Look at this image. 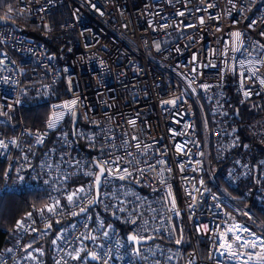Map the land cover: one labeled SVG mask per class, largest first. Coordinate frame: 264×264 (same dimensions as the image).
I'll list each match as a JSON object with an SVG mask.
<instances>
[{"label": "built area", "instance_id": "obj_1", "mask_svg": "<svg viewBox=\"0 0 264 264\" xmlns=\"http://www.w3.org/2000/svg\"><path fill=\"white\" fill-rule=\"evenodd\" d=\"M56 12L63 15L57 25ZM5 16L44 33L74 29L77 48L69 46L68 61L59 64L46 45L0 25V140L8 145L0 148V184L8 191L47 189L48 206L60 202L55 212L34 207L21 220L17 244L0 253V264H47L42 249L25 248L24 241L57 224L53 264H241L219 247L220 234L239 224L264 237L250 223L264 231L263 225L231 195L253 181L245 197L264 212V158L252 163L226 88L240 104L257 101L264 119V0H7L0 2ZM62 82L66 96L59 97L54 91ZM29 92L53 96L42 127L19 114ZM73 99L77 136L95 149L87 161L73 139V116L55 107ZM61 112L57 127L48 128ZM104 161L112 174L106 172L92 206L94 163ZM222 164L224 185L216 178ZM124 168L143 190L129 184L116 198ZM81 187L70 204L67 196ZM137 225L151 241L140 245V255L123 231L132 234ZM250 233L241 235L253 240ZM91 253L100 259L91 263Z\"/></svg>", "mask_w": 264, "mask_h": 264}, {"label": "trees", "instance_id": "obj_2", "mask_svg": "<svg viewBox=\"0 0 264 264\" xmlns=\"http://www.w3.org/2000/svg\"><path fill=\"white\" fill-rule=\"evenodd\" d=\"M13 2L10 1V4ZM2 5H5L4 1H1ZM52 22L58 24L63 20V15L59 12L53 14ZM14 23L21 29V34L27 37H32L37 43L44 44L48 47L51 54L54 55L59 64H63L69 59L67 48L70 45L76 47V34L74 30H68L66 32L61 31L57 28L51 33H44L40 27L27 25L19 21ZM65 85L62 82L59 87L55 89L56 94L60 97L66 96L64 94ZM226 94L231 95V103L234 110L240 111L242 121L239 123V132L243 143H248L252 149L251 161L254 165L260 166V161L264 158V119H263V108L258 107L257 101H251L245 104H240L238 96L231 87L226 88ZM22 118L27 125L32 127H42L43 122L47 117V108L45 105H39L32 103L29 108L23 109ZM79 128V126H78ZM84 150L81 144L78 145ZM95 149L90 151L93 154ZM82 155V153H81ZM226 164L218 166L216 178L223 184V173ZM253 186V181H249L246 184L240 185L237 189L231 191L233 199L243 206L249 214L253 216L256 222L260 223L264 227V212L257 208L252 199L245 197L246 193ZM44 200L41 193L36 192H22L21 194L16 193H5L0 198V253L7 249L14 241V233L17 222L29 211L30 206L35 203H42ZM242 221H247L244 216L241 218ZM250 222V221H249ZM251 227L258 233L264 236V231L257 228V224L254 222L250 223ZM59 228V225H54L52 229L46 232V235L41 238L45 242L51 241L55 236V231ZM124 233L127 235L130 233L128 228H123ZM42 241L40 244H42ZM45 250L47 254H51L52 249L49 243H45Z\"/></svg>", "mask_w": 264, "mask_h": 264}, {"label": "snow or ice", "instance_id": "obj_3", "mask_svg": "<svg viewBox=\"0 0 264 264\" xmlns=\"http://www.w3.org/2000/svg\"><path fill=\"white\" fill-rule=\"evenodd\" d=\"M13 11V9L11 7L8 8V12L11 13ZM181 15H183V13H181ZM3 19H8V16H5ZM237 39H239L240 37V33L237 32L234 34ZM157 47H159V45H157ZM233 51H240V48L238 47H234L232 49ZM244 62L241 61V65L243 66ZM243 75V74H241ZM253 76H255V72L252 73ZM248 79H251V77H248ZM261 84H264V79L260 80ZM245 96L249 95V92L245 91L244 92ZM166 103H171V104H175L176 101L172 100V101H167ZM78 104V100L73 99L71 101L66 102L63 105H57L55 106L56 108H65L67 109V114L75 117L76 112H75V108ZM64 113L61 112L59 114H54L52 117L49 118V121L47 123L48 128L50 129H54L57 127V124L59 123V121L61 119H63ZM130 123L135 124V121H131ZM37 143H42L43 142V137L42 136H37ZM135 139V137H134ZM13 144L16 143L15 140L12 141ZM137 148H139V144L136 145ZM8 145L3 141L0 140V148H7ZM180 151H182L183 149L180 148ZM107 161L104 162H97V167L99 169L98 174H96L95 176V186L97 188V190L99 189L100 186V182H101V177L105 175V173L107 172L109 175L112 174L111 169H106L104 167L105 164H107ZM161 163H163L161 161ZM117 171H120V169H117ZM139 171L143 172V169H140ZM123 175H120L118 178L121 180L127 179L129 177L132 176V173L127 169L124 168L123 169ZM88 175H92V173H87ZM85 190L83 187L77 189L75 192H72L71 194H69L67 196V200L68 202L74 203V197H77V193H83ZM60 205L59 201H56L55 204L51 205V206H46L47 211L49 212H55L56 208ZM174 201H173V210H174ZM124 209H121V211H123ZM86 209L85 208H81L80 212L83 213L85 212ZM80 213L77 212H73L72 215H79ZM31 215V214H29ZM132 224H137L136 220H130L129 221ZM17 226L18 227H23V222L22 221H18L17 222ZM48 227L50 228L51 225L49 224ZM35 230V229H34ZM142 230V227L140 225H137L136 230H134V232L132 234L129 235L128 237V241L133 244L134 246H136L134 248L135 254L136 255H140V250H139V245L144 241V239H146L145 237L140 235V231ZM228 233H231V237L228 236ZM241 233H250V230L247 229L246 227L242 226V225H234L233 227H229L228 229H226L225 232H222L221 238H222V242L219 245L220 248H223L227 251L228 255H230L232 258H236L238 260L241 261V264H250L251 261L255 260L256 264H264V237H260V236H256L255 233H250L251 235L254 236L253 240H248L245 239L243 235H241ZM105 235H107V233H105ZM91 239H95V237H91ZM183 242V237L181 234V239H178L175 241L176 244H181ZM55 243V241H54ZM236 248L235 251H233V248ZM259 247L260 251L257 253L255 251L250 252V253H246L241 251V249H257ZM9 251H11V249H9ZM222 255L224 253H221ZM91 259L92 260H98L100 259V256H98L96 253H91L90 254ZM246 257V258H245ZM73 259H79V253H77L75 256L72 257ZM105 264H107V261H105Z\"/></svg>", "mask_w": 264, "mask_h": 264}, {"label": "bare ground", "instance_id": "obj_4", "mask_svg": "<svg viewBox=\"0 0 264 264\" xmlns=\"http://www.w3.org/2000/svg\"><path fill=\"white\" fill-rule=\"evenodd\" d=\"M1 1H4L5 2V4H6V1L7 0H0V2ZM12 22V21H11ZM56 30V29H55ZM54 30V31H55ZM68 30H74V29H68ZM68 30H65L64 32H66V31H68ZM62 31V30H61ZM75 31V30H74ZM49 34V33H48ZM76 34V33H75ZM70 46H73V45H70ZM74 47V46H73ZM76 47H77V38H76ZM75 48V47H74ZM54 95H57V96H59V94H56V92L54 91ZM60 97V96H59ZM48 99H53V96H50V97H45L44 95H42V94H37L36 95V93L35 92H29L28 93V95H27V97H26V101H27V103H28V107H25V108H23V109H27V108H29L30 107V105L32 104V103H37V104H39V105H45L46 106V108H47V116H48V104H47V100ZM23 109H21L20 110V112H19V114H20V116L22 117V114H21V112H22V110ZM13 116H18V112H16V111H13ZM47 118V117H46ZM14 122L16 121L15 119L13 120ZM77 128H78V125H77ZM77 128H76V138H77V145H79V144H81V146H82V148L84 149L83 151H84V157H83V159L85 160V161H87L88 160V158H87V153H90V148H92L91 146H89L88 144H86L85 142H83L78 136H77ZM71 130H72V127H71ZM2 170L4 169L3 167L1 168ZM79 178V177H78ZM124 180H128V181H130V182H132L134 185H139V186H141V182H137V181H132V180H129V179H124ZM124 180H122L121 182H119V183H117L115 186H114V189L116 190V192H117V195H116V198H118V197H120V196H122V194H123V188L124 187H127L128 185H129V183H126V182H124ZM2 184H0V198L5 194V193H16V194H21L22 192H26V191H30V192H36V193H41L42 194V196H43V198H44V200L42 201V203H35V204H32L31 206H30V209H29V211L19 220V221H21L26 215H28L29 214V212L35 207V208H38V209H41V210H45L46 209V206H48V204H49V202H50V193L48 192V190L47 189H41V188H20V189H16V191H8V190H4V189H2V186H1ZM102 188V187H101ZM141 189L143 188L142 186L140 187ZM143 190V189H142ZM150 192V190H145L144 191V193H149ZM139 207L140 208H142V203H140L139 204ZM13 233H14V241H13V243L7 248V249H5L3 252H7V251H9V249H12L13 247H15V245L17 244V241H18V237H19V233H20V231H19V227L17 226V224H16V227H15V230L13 231ZM126 239H127V236H126ZM42 240H41V238H39L38 236H36V235H30V236H28L26 239H25V241H24V247L25 248H37V247H39V248H41L42 249V252H43V254H44V256H45V259H46V261H47V264H53L54 263V261H55V259L53 258V255H54V248H53V246H52V242L51 241H48V242H45V240H43L42 241V244H40V242H41ZM45 243H49V246L51 247V249H52V252H51V254H47V252H46V250H45V246H44V244ZM90 260V259H89ZM90 262L91 263H95V262H97L96 260H95V262H92L91 260H90Z\"/></svg>", "mask_w": 264, "mask_h": 264}, {"label": "water", "instance_id": "obj_5", "mask_svg": "<svg viewBox=\"0 0 264 264\" xmlns=\"http://www.w3.org/2000/svg\"><path fill=\"white\" fill-rule=\"evenodd\" d=\"M0 25H10L12 26L17 32H21V29L17 26L16 23L14 22H11L9 20H5V19H0ZM235 116H236V119L237 121L240 123L242 121V118L240 116V111L237 109L235 110ZM78 121H79V117H78V113H76L75 117H73L72 119V133H73V139L74 141L77 142V138H76V128H77V125H78ZM95 167L98 169L97 167V162L94 163ZM99 171V169H98ZM254 171H255V176H254V179L256 178V173L258 172V166H254ZM106 174V173H105ZM105 176V175H104ZM104 176L101 177V182H100V186H99V189L97 190L96 188V198H95V201L93 202L92 206H95L98 204V200H99V194H100V190H101V187H102V180L104 178ZM124 182L126 183H129V184H133L132 182L128 181V180H124ZM85 213V212H84ZM130 234L127 235V243L130 244V245H133L131 244L129 241H128V237H129ZM151 241H143L140 245H145L147 243H149ZM140 245L138 247H140ZM136 247V246H134ZM89 259L92 261V262H95V260H92L91 259V256L89 257Z\"/></svg>", "mask_w": 264, "mask_h": 264}, {"label": "rangeland", "instance_id": "obj_6", "mask_svg": "<svg viewBox=\"0 0 264 264\" xmlns=\"http://www.w3.org/2000/svg\"><path fill=\"white\" fill-rule=\"evenodd\" d=\"M167 42H168V40L164 41V43H163V44L165 45V44H167Z\"/></svg>", "mask_w": 264, "mask_h": 264}, {"label": "crops", "instance_id": "obj_7", "mask_svg": "<svg viewBox=\"0 0 264 264\" xmlns=\"http://www.w3.org/2000/svg\"><path fill=\"white\" fill-rule=\"evenodd\" d=\"M75 143H77V142L75 141Z\"/></svg>", "mask_w": 264, "mask_h": 264}]
</instances>
